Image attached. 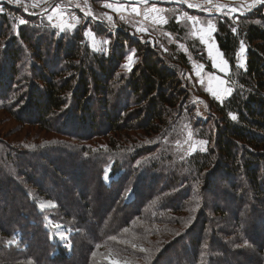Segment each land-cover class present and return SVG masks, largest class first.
I'll return each instance as SVG.
<instances>
[{
  "label": "trees",
  "instance_id": "obj_1",
  "mask_svg": "<svg viewBox=\"0 0 264 264\" xmlns=\"http://www.w3.org/2000/svg\"><path fill=\"white\" fill-rule=\"evenodd\" d=\"M167 7L153 45L123 25L97 27L106 52L89 48L83 25L52 42L20 26L3 41L11 25L0 14V88L11 94L19 61L35 62L12 116L58 137L0 153V264H110L108 255L124 264H264V2L210 17L231 90L222 101L204 94L209 118L198 121L185 73L193 62L214 72L212 62L194 33L188 51L166 37L185 33L169 16L183 6ZM186 132L205 145L181 149ZM106 166L116 176L108 183ZM38 195L54 209H39ZM46 218L71 229L70 248ZM13 238L18 247H6Z\"/></svg>",
  "mask_w": 264,
  "mask_h": 264
},
{
  "label": "rangeland",
  "instance_id": "obj_2",
  "mask_svg": "<svg viewBox=\"0 0 264 264\" xmlns=\"http://www.w3.org/2000/svg\"><path fill=\"white\" fill-rule=\"evenodd\" d=\"M161 1L171 0H148L146 5H151ZM177 1V0H174ZM188 6L180 8H173L170 11V17H174L182 29L185 30L183 35L179 36H167L170 40L176 41L174 44L178 50L183 49L188 51L186 41L190 39L192 33L197 34L198 37L203 40V43L207 44L209 53L211 54V62L214 72H207L204 70V65L199 63H192V69L185 73V80L189 83L187 87V93L189 97L190 107L189 112L193 115L194 121L198 119L207 120L209 118V111L207 109L206 98L204 94L214 98L217 101H222L230 93V87L226 78L228 73V66L222 59L217 45L214 41L212 29L208 27L209 21L212 22L213 29H215L214 23L210 18L212 15L228 14L225 11L231 9L232 14L245 13V10L253 8L254 4L260 0H181ZM116 3H121L120 0H0V9H3L0 14H4L9 19L8 23L11 25L9 35L5 36L2 40L5 41L11 35H16L20 26L28 27V30L37 32L43 37V40L52 42L55 39L70 34L78 26L84 27V37L90 49L94 51H107L108 40L105 36V32L100 34L96 32V28H104V31L113 32L116 28L126 27L134 36L142 39H147L153 45L156 31L164 29L168 22V13L165 12L162 17L161 8H154L152 11L146 12L144 16V10L141 14L131 16L127 12H117ZM149 3V4H148ZM245 3H248V8ZM111 4L112 7L106 5ZM191 5V7L189 6ZM158 6V5H157ZM209 6L210 12H207L205 8ZM153 8V7H152ZM170 9V8H169ZM248 12V10L246 11ZM231 15V14H230ZM155 17V18H154ZM158 17V19H157ZM51 18V19H49ZM111 18V19H109ZM163 19V21L161 20ZM196 18V19H190ZM23 19L26 21L23 25L19 21ZM63 27V31L60 28ZM142 30V31H138ZM193 31V32H192ZM88 32L86 36L85 33ZM211 44H208V41ZM213 40V41H212ZM107 41V43H105ZM2 42H0L1 44ZM173 43V42H172ZM22 45V44H21ZM23 48H25L23 46ZM165 50V47H163ZM243 51H239V65L243 66L245 58V47ZM26 55L29 54L26 47ZM132 55L133 54H129ZM30 58H25L19 61L16 66L18 75L16 76L15 83L10 84L11 94L5 89L0 88V153L3 154L6 145L12 146L15 149H22L23 144L29 148L33 144H42V142L50 138H58L53 133L42 131L36 127L18 124L13 116L12 112L17 110L14 104L17 103L25 93L29 80L33 81L34 78L31 72L33 69L30 63L34 62ZM219 58V59H218ZM35 63V62H34ZM135 63V57L132 61H128L126 58L123 61L124 69L129 70ZM224 63V64H223ZM127 65V67H125ZM18 67V68H17ZM32 69V70H31ZM10 72V71H9ZM17 72V71H16ZM180 72H185L180 69ZM11 75V74H10ZM12 79V77H11ZM190 81V82H189ZM193 85L195 87H193ZM185 88V87H184ZM186 117V116H185ZM183 124L181 130L183 131ZM104 143V139H98ZM89 143V142H86ZM205 145L204 142L198 141L189 132H186L183 140L179 143V146L188 153L194 152L200 147ZM116 176L111 175L110 166L104 168L103 179L108 183ZM37 197V205L39 209L52 211L55 204L47 198ZM130 198V195L129 197ZM45 228L55 236L56 239L65 247L70 248L69 235L72 233L71 229L65 226L63 223H57L50 218L45 219ZM5 246L17 245V239L5 240ZM22 249V248H21ZM107 261L110 264H124L127 262L119 260L114 255H108Z\"/></svg>",
  "mask_w": 264,
  "mask_h": 264
},
{
  "label": "crops",
  "instance_id": "obj_3",
  "mask_svg": "<svg viewBox=\"0 0 264 264\" xmlns=\"http://www.w3.org/2000/svg\"><path fill=\"white\" fill-rule=\"evenodd\" d=\"M121 1V3H116V7H117V9H119V10H117V12L119 11V12H127V13H129V15H131V16H136L137 17V15H139V14H141V12H142V9L144 10L143 12H144V16L146 15V12H149V11H152L154 8H156L157 7V9L158 8H161L160 9V11L162 12V17H164V15H165V12H166V10H168V7H167V5L168 4H177V5H182V6H188V5H186V4H184V2H182L181 0H177V1H174V0H171V1H161V2H159L158 1V3H156L157 5H155V4H151V5H146L147 3H145L144 2V0H120ZM259 3H261V0L258 2V3H256V4H254V5H257V4H259ZM149 4V3H148ZM248 3H245V5H247ZM153 7V8H152ZM246 8H248V5H247V7ZM133 9H135V11H133ZM205 10L207 11V12H210V7L209 6H207L206 8H205ZM249 11L250 10V8H248V9H246L245 10V12L246 11ZM226 13H229V14H232L231 13V9H228L227 11H225ZM244 13V12H243ZM243 13H238V14H243ZM155 18V17H154ZM157 19H158V17H157ZM161 20L163 21V19L161 18ZM139 32L140 31H142V30H138ZM212 32L214 33V30H212ZM196 37H198V35L197 34H194ZM199 38V40L203 43V40H201V38L200 37H198ZM208 41V40H207ZM213 41V40H212ZM215 41V40H214ZM216 43V42H215ZM204 44V46H205V49H206V52H207V54L209 55V57H210V59H211V54L209 53V51H208V48H207V44H205V43H203ZM208 44H211V42L210 41H208ZM222 57V56H221ZM219 59V58H218ZM219 60H221L222 62H225L224 61V59L222 58V59H219ZM212 61V60H211ZM224 64V63H223Z\"/></svg>",
  "mask_w": 264,
  "mask_h": 264
},
{
  "label": "snow or ice",
  "instance_id": "obj_4",
  "mask_svg": "<svg viewBox=\"0 0 264 264\" xmlns=\"http://www.w3.org/2000/svg\"><path fill=\"white\" fill-rule=\"evenodd\" d=\"M17 2H19V0H17ZM144 2L147 3L148 0H144ZM261 2H264V0H261ZM106 6H107V7H112L111 4H108V5H106ZM189 6L191 7V5H189ZM116 10H119V9H116ZM2 11H3V9H0V12H2ZM133 11H135V9H133ZM49 19H51V18H49ZM109 19H111V18H109ZM190 19H196V18H190ZM19 23H20L21 25H23L24 23H26V21H24L23 19H21V20L19 21ZM208 27H209L210 29H212V30H215V29H213V26H212V22H211V21H209V23H208ZM63 30H64L63 27H61V28H60V31H63ZM233 31L235 32V29H233ZM85 35L87 36V35H88V32H86ZM105 43H107V41H105ZM241 50H242V51L244 50V49H243V45H241ZM126 59H127L128 61H132L133 56H132V55H128V56L126 57ZM125 67H127V65H125ZM229 115L231 116L232 119H236V117H235L233 114L229 113ZM137 163L139 164V161H138ZM245 245H247V241H245Z\"/></svg>",
  "mask_w": 264,
  "mask_h": 264
}]
</instances>
